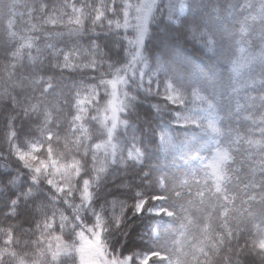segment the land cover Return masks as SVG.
Here are the masks:
<instances>
[{
    "label": "snow or ice",
    "instance_id": "6c2138e0",
    "mask_svg": "<svg viewBox=\"0 0 264 264\" xmlns=\"http://www.w3.org/2000/svg\"><path fill=\"white\" fill-rule=\"evenodd\" d=\"M0 264H264V0H0Z\"/></svg>",
    "mask_w": 264,
    "mask_h": 264
},
{
    "label": "trees",
    "instance_id": "16d2710c",
    "mask_svg": "<svg viewBox=\"0 0 264 264\" xmlns=\"http://www.w3.org/2000/svg\"><path fill=\"white\" fill-rule=\"evenodd\" d=\"M190 56H191V59H192L194 62H198V63H200L202 66L205 65V64H207V62L204 61V60L200 57L199 53H197L195 50H190Z\"/></svg>",
    "mask_w": 264,
    "mask_h": 264
}]
</instances>
